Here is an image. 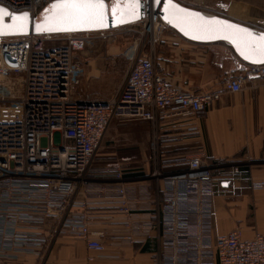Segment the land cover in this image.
<instances>
[{"label": "built area", "instance_id": "obj_1", "mask_svg": "<svg viewBox=\"0 0 264 264\" xmlns=\"http://www.w3.org/2000/svg\"><path fill=\"white\" fill-rule=\"evenodd\" d=\"M51 1L0 0V6L36 17ZM171 28L150 12L114 28L0 36V264L39 255L62 234L83 239L93 261L104 246L89 229V202L78 194L86 183L102 180L115 184L123 197L128 181L116 161L108 165L110 177L89 175L110 123H156L162 111L192 114L219 99L218 91L171 85L157 71L155 47ZM134 33L130 67L118 91L104 104L83 97L78 54L95 39ZM243 64L241 73L224 81L226 91L239 92L245 81L264 78V63ZM238 173L239 163H207L199 156L178 170L153 169L151 176L162 182L155 204L162 239L153 264H264V234L247 240L235 229L212 236L216 187Z\"/></svg>", "mask_w": 264, "mask_h": 264}, {"label": "crops", "instance_id": "obj_2", "mask_svg": "<svg viewBox=\"0 0 264 264\" xmlns=\"http://www.w3.org/2000/svg\"><path fill=\"white\" fill-rule=\"evenodd\" d=\"M176 1L264 31V0ZM212 6L216 10L209 12ZM120 38L116 40L118 45L104 52L130 54L133 45L127 44L128 36ZM95 45L91 43L81 52L89 54L87 74L85 71L89 85L104 83L101 65L105 60L97 56ZM155 63L157 71L171 85L189 92L218 91L219 99L211 107L192 114L165 110L159 113L156 123L132 124L139 145L137 156L144 163L141 170L124 171L128 181L123 197L117 194L113 183L102 180L86 183L78 195L89 202L93 216L89 229L98 233L96 238L104 246L93 261L87 259L92 252L83 239L62 234L39 255H19L9 264H153L162 239L155 213L162 182L151 173L155 168L178 170L193 156L207 163H239L236 178L221 180L216 187L212 236L235 229L247 240L256 233L264 234V185L259 186L264 183V78L245 81L239 92L226 91L224 81L244 68L233 49L222 41H191L173 28L167 29L156 45ZM110 125L105 134L111 131ZM149 139L155 147L152 164L147 163L144 149ZM113 156L111 150L98 151L89 175L94 179L110 177L108 165L116 161Z\"/></svg>", "mask_w": 264, "mask_h": 264}, {"label": "snow or ice", "instance_id": "obj_3", "mask_svg": "<svg viewBox=\"0 0 264 264\" xmlns=\"http://www.w3.org/2000/svg\"><path fill=\"white\" fill-rule=\"evenodd\" d=\"M121 2L122 0H114L112 7L114 16L117 12L123 15L125 9L120 8ZM126 4L130 14L135 15L134 9L139 7V0H126ZM168 4L172 20L185 35L191 32L193 39L229 40L236 45L245 59L264 63V34L256 35L248 29L238 28L215 19H206L199 13L180 8L172 3V0H168ZM5 17H9L12 23L5 24ZM28 19V13L16 15L0 8V34H4L6 30L23 32ZM106 20L105 0H56L51 5V13L45 17V24L38 28L41 31H70L80 27L104 28L108 26ZM225 28L233 29V31L226 32Z\"/></svg>", "mask_w": 264, "mask_h": 264}, {"label": "rangeland", "instance_id": "obj_4", "mask_svg": "<svg viewBox=\"0 0 264 264\" xmlns=\"http://www.w3.org/2000/svg\"><path fill=\"white\" fill-rule=\"evenodd\" d=\"M208 10L209 12H214L216 10V7L212 6ZM125 36H128L127 44L132 43V45H134V41H136L135 38L137 37L135 33L130 35H119L115 40L111 41H102L95 39L91 42L92 45H95L97 43L95 45L97 47L96 54L97 56L105 60V64L101 65L102 69L105 72L103 73V75H105L103 78L104 83L94 85L88 84V79L85 76V71L87 74V71L89 69V54H86L85 52V54H78V58L81 60L84 69V77L83 82L81 84L80 93L86 99L90 100L91 98L94 101L106 100L112 97L118 91V88L124 80L126 73L130 67V54L126 55L122 51H118L117 53L106 54L104 51L110 48L111 46L118 45L119 41L116 40H120V37ZM146 48L147 46H145V49ZM140 121L145 120H113L110 123V126H112L111 131H107V134H105L103 138L102 146L99 149L100 152L106 149L111 150L114 155L113 157H111L112 160H116V162L120 163L123 172L126 171V169L133 171L143 169L144 162H141L142 160H140V158L137 156V154H139V152L137 153V150H139V145L135 138V128L132 126L133 123H138ZM110 133L111 135L109 136ZM147 142L148 145L144 146V149L147 153L146 160L147 163L149 161L150 164H152L151 159L153 156V151L155 152V147L152 146L150 139L147 140Z\"/></svg>", "mask_w": 264, "mask_h": 264}, {"label": "water", "instance_id": "obj_5", "mask_svg": "<svg viewBox=\"0 0 264 264\" xmlns=\"http://www.w3.org/2000/svg\"><path fill=\"white\" fill-rule=\"evenodd\" d=\"M55 2H56V0H53L49 4H47L36 17H31L30 14L28 13L29 19L26 23V26H25L23 32H10V31L6 30L4 32V34H0V36H17V35H25V34H29V33L42 34V33L80 32V31H94V30H101V29H107V28H114V27H118V26H122V25H126L129 23L139 21L146 14L152 12L154 14H158L163 19L164 22H166L170 27H172L174 30H176L180 35H182L186 39H189V40L195 41V42H200V43H214V42L222 41V42H225L226 44H228L242 61L247 62V63H259V62H252L249 59H245L244 56L241 55V52L237 49L236 45L233 44L229 40H225L223 38L211 39V40L193 39L191 32L189 33V35H185L184 32L180 30V27H178L176 25V22L174 20H172V16L170 15V12L168 11V8H169L168 0H146V1L139 0V7L134 9L135 15L130 14V10H128V8H127L126 0H122V2L120 4V8L125 9V11H124L123 15H121L120 12H117V14L115 16L112 13V7H113L114 2L111 4L106 3V14H107L106 22H107L108 26L104 27V28L80 27V28H76L75 30H70V31H41V30H39L38 26L45 24V17L51 13V5ZM172 3L178 5L180 8H184L190 12L199 13L200 15L205 17L206 19H215V20L225 22L226 24L235 25L238 28L248 29L249 31H251L252 33H254L256 35L264 34L263 30H258L256 28L249 26V25L234 21V20L226 18L224 16H220L217 14H208V13H205V12L199 10V9H195V8H192L189 6H185L176 0H172ZM0 8L6 9L5 7H2V6H0ZM9 13H11V12H9ZM23 13H27V12L12 13V14L20 15ZM121 20H123V22H121ZM170 20H172V22H169ZM4 23L5 24H11L12 21L9 17H5ZM224 30L226 32L233 31V29H227V28H225ZM95 103L96 104H98V103L104 104L105 100L95 101Z\"/></svg>", "mask_w": 264, "mask_h": 264}]
</instances>
